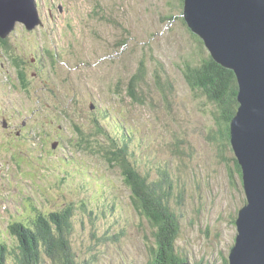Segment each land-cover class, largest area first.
<instances>
[{
  "label": "rangeland",
  "instance_id": "rangeland-1",
  "mask_svg": "<svg viewBox=\"0 0 264 264\" xmlns=\"http://www.w3.org/2000/svg\"><path fill=\"white\" fill-rule=\"evenodd\" d=\"M36 1L38 17L33 26L26 28L16 21L0 47V72L4 69L0 75V223L10 247L17 245L8 225L19 217L11 205L13 201L21 204L19 188L29 193L37 211L47 213L71 206L69 244L77 264H147L152 259L150 249L156 247L152 227L131 206L132 191L124 184L120 169L110 168L103 158L109 143L94 133L99 128L94 125L99 110L89 107L93 99L120 118L123 133L127 129L132 133L126 138L131 144L128 147L138 154L135 162L128 157L130 171L154 180L160 168H168L172 194L165 204L179 214L181 227L175 240L179 256L223 264L238 234L234 223L237 211L247 201L233 159L227 163L220 156L222 153L229 159L233 153L220 148L210 135L211 129L217 128L215 105L199 89H191L181 72L183 61L198 63L207 51L199 48L180 19L167 20L168 14H178L180 8L182 12L180 0ZM105 11L108 21L100 18ZM24 34L33 37L30 47L16 41ZM123 39L126 44L120 49L116 45ZM12 41L19 44L17 51L43 46V54L50 50L60 55L59 61L43 64L47 73L53 72L52 83L39 80V76L33 78L27 70L32 68L25 67L26 96L19 94L14 75L10 80L15 90H4L11 70L7 71L8 63H4ZM77 59L85 63L76 65ZM139 60L146 68L145 78L137 85L143 102H132L128 96L125 100L114 98L116 79L123 76V84H129V75L136 71ZM34 68L39 71L38 64ZM156 72L172 88L161 93L153 81ZM19 84L23 82L19 80ZM27 84L38 88L31 96L26 92ZM19 97L30 104L29 97L35 106L38 103V114H42L22 122L19 116L14 118L16 126L23 125L18 134L14 128L5 130L2 124L11 117L5 105L13 100L20 103ZM95 124H99L98 119ZM37 125L43 126L47 140L39 138ZM106 130L112 131L109 127ZM59 135L88 148L78 150L71 145L65 151L70 164H84L81 176L87 179L85 188L77 185L80 174L78 180L67 178V182L77 180L69 186L54 172L60 154H54L51 142ZM98 146L103 150L97 152ZM7 171L10 183L5 179ZM13 184L17 188L12 189ZM29 190L36 191V197ZM9 195L15 196L12 202ZM92 196L95 202L88 201ZM14 260L9 255L7 264H16Z\"/></svg>",
  "mask_w": 264,
  "mask_h": 264
},
{
  "label": "trees",
  "instance_id": "trees-1",
  "mask_svg": "<svg viewBox=\"0 0 264 264\" xmlns=\"http://www.w3.org/2000/svg\"><path fill=\"white\" fill-rule=\"evenodd\" d=\"M179 6L183 7V0L179 1ZM179 11L180 13L178 14H168L166 18L168 21L178 18L186 25L182 17L181 8ZM101 15V19L108 21L105 13ZM187 29L197 41L199 48L201 50L202 48L206 49L207 55L205 57L202 56L198 63L183 61L181 72L191 89H199L200 94L202 93L208 102L215 105L213 113L217 128L211 129V137L217 141L215 142L220 148L232 150L230 144V120L235 115L239 105L236 76L231 69L224 67L212 57L198 35L191 32L188 27ZM0 41H4L1 35ZM125 44L126 40L123 39L116 46L121 49L122 45ZM118 67H122V65ZM160 72L162 73V71ZM145 73L146 68L143 62L139 60L136 71L129 75V78L127 77L129 84L128 81L127 84H123V76L116 79V86L113 87L114 94L120 97L121 100H125V97L128 96L132 102L142 103V94L138 92L137 85L140 80L145 78ZM154 77V85L161 93L164 92L165 88H172L171 83L165 82L166 79L163 80L157 72ZM113 127H110L112 131L100 127L96 131L102 132V135L110 140V142L108 140L109 147L103 154L104 160L106 159L105 162L110 168L118 167L120 169L124 184L132 191L131 206L139 211L141 216L152 227L156 247H151L152 259L147 264H180L182 261H189L192 264L200 263L203 261L202 259H195L197 261L190 260L189 257H181L177 253L175 240L179 235L181 224L179 222V214L167 207L168 200L172 194V183L167 182L170 178L168 168H160L158 177L154 180H149L148 175L140 176V174L136 175L130 171L128 169V157L135 158V161H137L136 155L138 152H134V149H128L130 143L126 139L125 134L120 135V131L123 129L120 124L115 123ZM80 148L88 150L82 145ZM101 148V146H98L97 152L103 150ZM220 156L222 161L227 163H230L233 159L232 162H234L238 176L242 180V168L236 156L229 157V159L227 158L228 156H223L222 153ZM79 171L80 169L76 168V174ZM88 201H91V199L88 198ZM72 212L71 206L50 210L47 213L39 210L28 223L19 222L10 225L11 235L14 236L17 245L10 247L11 243L0 242V264H7L9 255H13L16 264H77L74 253L71 250L72 247L69 244V235L72 233L73 228L71 224ZM233 218L234 216H232ZM228 262L227 256L223 264H228Z\"/></svg>",
  "mask_w": 264,
  "mask_h": 264
},
{
  "label": "water",
  "instance_id": "water-1",
  "mask_svg": "<svg viewBox=\"0 0 264 264\" xmlns=\"http://www.w3.org/2000/svg\"><path fill=\"white\" fill-rule=\"evenodd\" d=\"M37 17L34 0H0V35L16 21L30 28ZM182 17L238 83L230 150L242 168L247 204L237 211L228 264H264V0H183Z\"/></svg>",
  "mask_w": 264,
  "mask_h": 264
},
{
  "label": "flooded vegetation",
  "instance_id": "flooded-vegetation-1",
  "mask_svg": "<svg viewBox=\"0 0 264 264\" xmlns=\"http://www.w3.org/2000/svg\"><path fill=\"white\" fill-rule=\"evenodd\" d=\"M3 43L4 41H0V47ZM15 46L16 44L13 41L11 45L10 44L8 45L9 50H7L6 52V55L8 57H5V62L8 63L7 70L11 69L15 71L17 74H19V77H21V80L23 81V83H27V82H24L27 70L29 73L31 74L33 73L32 74L33 78H35V76H39L40 78L39 80L43 81V52L37 53V52L29 51L28 49H25V48H19V50L17 51ZM37 64L39 66L38 72L33 71L35 70L34 65H37ZM1 65L3 66L4 64H1ZM25 67L32 68V71L29 69H27L26 71H22L23 68Z\"/></svg>",
  "mask_w": 264,
  "mask_h": 264
}]
</instances>
